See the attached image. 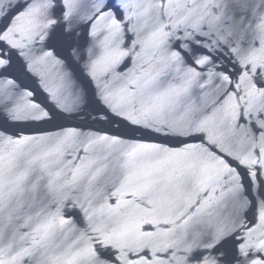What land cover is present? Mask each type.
Instances as JSON below:
<instances>
[{"label": "water", "instance_id": "water-1", "mask_svg": "<svg viewBox=\"0 0 264 264\" xmlns=\"http://www.w3.org/2000/svg\"><path fill=\"white\" fill-rule=\"evenodd\" d=\"M0 264H264V0H0Z\"/></svg>", "mask_w": 264, "mask_h": 264}]
</instances>
